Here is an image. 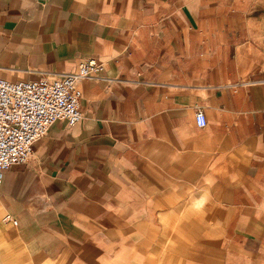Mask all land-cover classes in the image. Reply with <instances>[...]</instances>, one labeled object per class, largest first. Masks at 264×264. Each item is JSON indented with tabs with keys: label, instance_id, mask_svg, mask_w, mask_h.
<instances>
[{
	"label": "crops",
	"instance_id": "1",
	"mask_svg": "<svg viewBox=\"0 0 264 264\" xmlns=\"http://www.w3.org/2000/svg\"><path fill=\"white\" fill-rule=\"evenodd\" d=\"M250 3L0 0L1 79H54L93 57L105 67L79 82L83 118L54 122L6 170V252L264 264V1Z\"/></svg>",
	"mask_w": 264,
	"mask_h": 264
},
{
	"label": "built area",
	"instance_id": "2",
	"mask_svg": "<svg viewBox=\"0 0 264 264\" xmlns=\"http://www.w3.org/2000/svg\"><path fill=\"white\" fill-rule=\"evenodd\" d=\"M104 64L96 58L81 63L75 72L57 78L10 82L0 78V194L6 170L27 163L35 142L43 138L57 120L73 125L83 118L81 80H101ZM205 127L203 110L196 113ZM6 219H11L7 216Z\"/></svg>",
	"mask_w": 264,
	"mask_h": 264
},
{
	"label": "rangeland",
	"instance_id": "3",
	"mask_svg": "<svg viewBox=\"0 0 264 264\" xmlns=\"http://www.w3.org/2000/svg\"><path fill=\"white\" fill-rule=\"evenodd\" d=\"M250 1L253 5L258 2V0ZM249 3L250 2L248 0H245V4ZM2 218L3 216L0 214V221ZM6 250V245L3 246L0 242V264H30L27 256L20 247L14 245L13 243H10L8 247L9 252H6Z\"/></svg>",
	"mask_w": 264,
	"mask_h": 264
}]
</instances>
